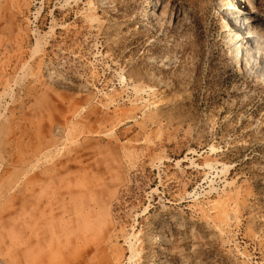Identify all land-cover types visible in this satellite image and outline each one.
<instances>
[{
  "label": "rangeland",
  "instance_id": "1",
  "mask_svg": "<svg viewBox=\"0 0 264 264\" xmlns=\"http://www.w3.org/2000/svg\"><path fill=\"white\" fill-rule=\"evenodd\" d=\"M227 2L0 0V264H264V0L249 65Z\"/></svg>",
  "mask_w": 264,
  "mask_h": 264
},
{
  "label": "bare ground",
  "instance_id": "2",
  "mask_svg": "<svg viewBox=\"0 0 264 264\" xmlns=\"http://www.w3.org/2000/svg\"><path fill=\"white\" fill-rule=\"evenodd\" d=\"M227 1L228 2L226 4L225 9L227 11V15L229 16V24H227V28H228L227 30L229 31V38L226 44H228L229 50L237 62L240 63L242 60L244 62L248 61V65H249V61L253 59L252 58V52L254 51L253 49L258 47L259 43L261 42V41L259 42V37H258L259 35L257 36L256 34L259 32L256 31L255 33L254 32L255 30L253 31L252 28L250 27V22L253 20V16H252L253 12L248 11L247 14L243 12V10L245 9V5L247 4L246 0H227ZM250 41H252L254 44L253 48H252V44H250ZM263 76L264 75H261V77Z\"/></svg>",
  "mask_w": 264,
  "mask_h": 264
}]
</instances>
